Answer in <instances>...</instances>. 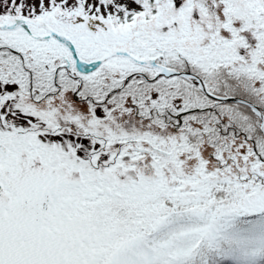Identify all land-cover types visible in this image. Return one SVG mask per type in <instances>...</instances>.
<instances>
[{
    "label": "snow or ice",
    "instance_id": "6c2138e0",
    "mask_svg": "<svg viewBox=\"0 0 264 264\" xmlns=\"http://www.w3.org/2000/svg\"><path fill=\"white\" fill-rule=\"evenodd\" d=\"M0 264H264V0H0Z\"/></svg>",
    "mask_w": 264,
    "mask_h": 264
}]
</instances>
